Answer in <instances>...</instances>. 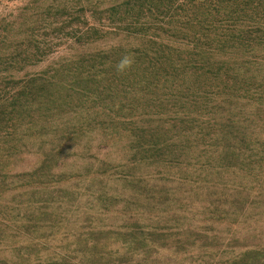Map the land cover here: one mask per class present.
Listing matches in <instances>:
<instances>
[{
    "label": "trees",
    "instance_id": "trees-1",
    "mask_svg": "<svg viewBox=\"0 0 264 264\" xmlns=\"http://www.w3.org/2000/svg\"><path fill=\"white\" fill-rule=\"evenodd\" d=\"M0 264H264V0H0Z\"/></svg>",
    "mask_w": 264,
    "mask_h": 264
},
{
    "label": "clouds",
    "instance_id": "clouds-1",
    "mask_svg": "<svg viewBox=\"0 0 264 264\" xmlns=\"http://www.w3.org/2000/svg\"><path fill=\"white\" fill-rule=\"evenodd\" d=\"M131 60L128 56H124L121 58V60L116 65L117 71H124L128 66H130Z\"/></svg>",
    "mask_w": 264,
    "mask_h": 264
}]
</instances>
